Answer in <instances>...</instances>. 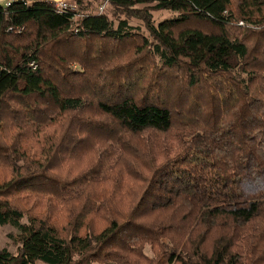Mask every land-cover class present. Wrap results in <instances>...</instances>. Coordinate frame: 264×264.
<instances>
[{
  "label": "trees",
  "instance_id": "obj_1",
  "mask_svg": "<svg viewBox=\"0 0 264 264\" xmlns=\"http://www.w3.org/2000/svg\"><path fill=\"white\" fill-rule=\"evenodd\" d=\"M102 1L0 4V264H264V0Z\"/></svg>",
  "mask_w": 264,
  "mask_h": 264
},
{
  "label": "rangeland",
  "instance_id": "obj_2",
  "mask_svg": "<svg viewBox=\"0 0 264 264\" xmlns=\"http://www.w3.org/2000/svg\"><path fill=\"white\" fill-rule=\"evenodd\" d=\"M7 1H10V0H0V4L1 3L5 4ZM53 1H63L65 3H67L68 5H70L72 7V9L75 11V17L76 18L80 16L81 12L83 11L82 9L87 7L88 10L97 11L99 5L102 2H104L102 0H53ZM231 1H232V4H235L238 0H231ZM145 13L146 14L150 13L151 19L154 21V23H157L160 20L170 18V17H173L176 15L175 12L169 11V10H162V9L161 10H153V9H151V6L147 5V4H137L132 8V10H127L126 12H122L121 10H118V11L116 10V15H118L119 18H126L128 23L139 31L140 36L147 38L150 41L151 37L149 35V32L146 30V27L143 24V20L139 18V16L142 17ZM114 15H115V13L112 14V16H114ZM239 23H241L242 25H250L249 23H246L245 21H243V22L238 21L237 25H240ZM187 24H189L193 27H199L202 29H206V27H207L206 25L203 26V25H200V24L194 23V22H189ZM124 51H125V49H124ZM122 56L125 58V60L127 58H131V52L127 51L124 55L122 54ZM117 59H119V58L117 57ZM134 63H136L135 60L133 61V64ZM111 74L115 75L114 73H111ZM176 77H178V76H176ZM110 78H112V77H110ZM171 79L173 80L174 78H171ZM139 80H142L143 83H146V80H143V79H139ZM176 80H179V79L176 78ZM165 81L166 82H163L164 87H167V85H168V87H169L168 91L171 90V93H176V90H178L179 86L175 85L174 87H171V86H169V83H167V78H165ZM139 87L141 88L142 86H138L137 88L139 89ZM166 91H167V89H166ZM162 93H164V92H162ZM166 93H168V92H166ZM16 131H18V130L12 129V128H10V130H9V129L4 127L3 129H0V137L8 138V135L10 133L13 132V134H14ZM27 137L29 138L28 143H31L32 145H39L37 143V140L39 137L34 133L32 134V137L28 136V134L27 135L22 134L18 137V139L19 140H21L22 138L27 139ZM33 137H35V138H33ZM24 196H25V193H20L19 195H16L17 203H19V205L25 210L24 211L25 216L22 219L23 222L26 221V219H27L28 211H29V213L34 212L32 210H29L30 204L33 203V199L31 198L30 200L29 199L26 200L25 198H23ZM15 232H16V229L10 225H0V248L5 246V247H8L10 251H15V244L13 243V240L8 237V233H15ZM36 264H44V263L38 261V262H36ZM92 264H101V263L96 262V263H92Z\"/></svg>",
  "mask_w": 264,
  "mask_h": 264
},
{
  "label": "built area",
  "instance_id": "obj_3",
  "mask_svg": "<svg viewBox=\"0 0 264 264\" xmlns=\"http://www.w3.org/2000/svg\"><path fill=\"white\" fill-rule=\"evenodd\" d=\"M6 6L9 4V1H7L6 3ZM55 4H56V7L59 9V10H67V9H70V10H73L72 7L70 5H68L67 3L63 2V1H55ZM104 6H105V3H101L98 7V12H101L103 9H104Z\"/></svg>",
  "mask_w": 264,
  "mask_h": 264
}]
</instances>
